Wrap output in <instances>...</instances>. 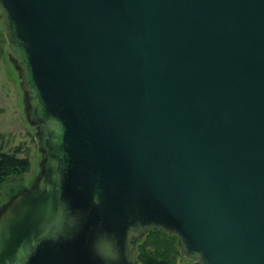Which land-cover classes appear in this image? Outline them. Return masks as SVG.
<instances>
[{"label":"water","instance_id":"1","mask_svg":"<svg viewBox=\"0 0 264 264\" xmlns=\"http://www.w3.org/2000/svg\"><path fill=\"white\" fill-rule=\"evenodd\" d=\"M41 170L0 264H264V0H0Z\"/></svg>","mask_w":264,"mask_h":264},{"label":"rangeland","instance_id":"2","mask_svg":"<svg viewBox=\"0 0 264 264\" xmlns=\"http://www.w3.org/2000/svg\"><path fill=\"white\" fill-rule=\"evenodd\" d=\"M5 25L0 18V133L3 134L4 151L20 150L21 157H28L31 169L24 173H13L0 185V205L10 199L9 185L32 186L36 175L41 170L42 155L35 139L36 128L31 125L25 114L24 92L19 71L15 68L7 53ZM191 261L180 262L188 264Z\"/></svg>","mask_w":264,"mask_h":264},{"label":"trees","instance_id":"3","mask_svg":"<svg viewBox=\"0 0 264 264\" xmlns=\"http://www.w3.org/2000/svg\"><path fill=\"white\" fill-rule=\"evenodd\" d=\"M3 134L0 133V185L13 173H24L31 169L28 157H21L19 149L4 151ZM178 237L160 229L148 230L134 244L138 264H180L185 258L179 248Z\"/></svg>","mask_w":264,"mask_h":264}]
</instances>
